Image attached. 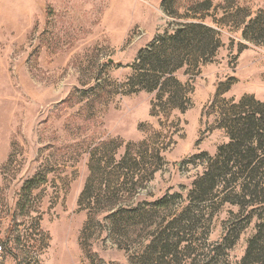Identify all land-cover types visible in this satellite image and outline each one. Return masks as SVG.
Segmentation results:
<instances>
[{"label":"rangeland","instance_id":"1","mask_svg":"<svg viewBox=\"0 0 264 264\" xmlns=\"http://www.w3.org/2000/svg\"><path fill=\"white\" fill-rule=\"evenodd\" d=\"M189 23L206 54L145 89L139 52ZM245 94L264 101V0H0V264H243L255 236L264 264V171L218 155Z\"/></svg>","mask_w":264,"mask_h":264},{"label":"trees","instance_id":"2","mask_svg":"<svg viewBox=\"0 0 264 264\" xmlns=\"http://www.w3.org/2000/svg\"><path fill=\"white\" fill-rule=\"evenodd\" d=\"M168 0H166V3ZM258 20V19H256ZM214 31L208 26L200 23H189L185 26L177 29L174 34L159 35L154 42L146 49L139 52V57L135 65V69L138 67H144L145 74H142V81H149L154 79V87H144L147 90H154L159 88L160 91H164L171 82L179 85V82L175 80V77L170 74L174 70L183 66V59L193 61L194 59L202 58L206 53V48L209 47L211 40L206 37L207 32ZM180 59V62H177ZM176 62L177 65L172 67V64ZM199 62V61H198ZM146 65L148 68H146ZM155 73H161L168 77L163 81L159 76H154ZM155 79H157L155 81ZM163 100L162 96H159ZM168 104L180 103L174 101V95L168 97ZM249 104V105H248ZM233 107L243 108L241 111L232 109L234 111L231 114L230 109L224 112L223 121L229 132V143L222 146L219 149V156L225 151L231 150L232 158L235 159V169L247 175H254L259 171H264V101L259 100L254 95L245 94L242 96L237 104ZM249 109L250 111L245 110ZM244 112V114H243ZM134 144H130L132 146ZM128 155V151L126 153ZM127 155H124L125 158ZM139 155H142L139 153ZM137 161V158H135ZM227 167L231 166V161L226 164ZM133 172L124 174L123 181H130L132 189H137L143 185L145 171L135 169ZM155 170L152 171L154 173ZM251 175V176H252ZM207 176L214 178L213 173H209ZM148 179V178H147ZM92 178L88 179L86 186L81 194V203L86 200L87 197H93L91 193ZM209 181H212L209 180ZM256 180L253 178L248 186L255 184ZM248 186L244 188L248 189ZM214 186H212L213 188ZM98 210V207L96 208ZM129 212V211H128ZM125 208H119L106 217L107 221L112 225L113 231L121 229L123 227V216L128 213ZM128 215V214H127ZM89 222L86 223V228ZM85 228V232H86ZM261 232V231H259ZM262 233V232H261ZM258 241V236H255L249 243L246 255L243 259V264H247L250 258L255 254V245ZM263 251V250H262ZM147 257V256H145Z\"/></svg>","mask_w":264,"mask_h":264},{"label":"built area","instance_id":"3","mask_svg":"<svg viewBox=\"0 0 264 264\" xmlns=\"http://www.w3.org/2000/svg\"><path fill=\"white\" fill-rule=\"evenodd\" d=\"M2 249V246L0 245V250Z\"/></svg>","mask_w":264,"mask_h":264}]
</instances>
